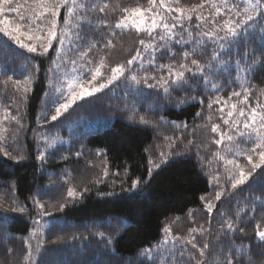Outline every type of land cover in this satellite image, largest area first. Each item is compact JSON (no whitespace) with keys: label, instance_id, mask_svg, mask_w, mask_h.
<instances>
[{"label":"trees","instance_id":"obj_1","mask_svg":"<svg viewBox=\"0 0 264 264\" xmlns=\"http://www.w3.org/2000/svg\"><path fill=\"white\" fill-rule=\"evenodd\" d=\"M76 2L87 10L73 0H13L16 11L0 4V264H225L229 248L236 264H264L256 237L264 231V147L252 151L264 138V16L245 32L238 22L249 0ZM125 7L151 9L146 25L163 17L175 35L137 32L131 17L116 28ZM71 65L89 70L90 90L106 86L45 124L59 103V71ZM118 65L123 75L108 83ZM180 71L186 83L177 86ZM253 164L260 167L234 188Z\"/></svg>","mask_w":264,"mask_h":264},{"label":"snow or ice","instance_id":"obj_2","mask_svg":"<svg viewBox=\"0 0 264 264\" xmlns=\"http://www.w3.org/2000/svg\"><path fill=\"white\" fill-rule=\"evenodd\" d=\"M39 6L43 7L44 4H45V0H37ZM62 2L66 3L67 0H62ZM13 3V0H0V4H7L10 6L9 8V11H16L17 8L16 7H11ZM160 3L161 5L164 4V0H160ZM225 3H226V0H225ZM73 4L78 6V7H82V8H85L87 10V5H84V4H80V5H77V2L76 0H73ZM149 4H155V0H149ZM249 4H250V7L249 9H245V12L247 13V18L246 20H243V21H240L238 22L239 25H242V30L247 32L248 31V26L250 24V22H256L257 21V18L258 17H261V16H264V12L260 11V7L262 4H264V0H255V3H251V0H249ZM93 8H96L97 6L96 5H92ZM213 7H215V5H213ZM108 8V5L105 4L103 7H99V11L100 12H104L106 9ZM217 12H219V8L216 9ZM0 11H2V9H0ZM71 11V10H70ZM122 12L126 13V15L124 17H122L121 21L117 22L116 24V28H127L129 27V25L126 23V21L129 20V18H133L131 23H132V26H134L135 30L137 32H140V31H144L146 32L149 36H152V33L153 31L157 28V27H162L164 30H165V33L166 34H169L168 35V38L171 39V36L172 35H175L174 33L171 32V29L172 28H175L176 27V24H172L171 26L168 24V23H165L163 22L164 21V18L161 17V23L158 25L156 20L155 19H152L150 23H148L146 25V22H145V19L143 18V13L144 11H151V9H141L139 7H136V8H132L131 10L128 9V8H122L121 9ZM254 13V14H253ZM55 15V13H53ZM135 17H140V19H135ZM21 20L24 19L23 16L20 17ZM0 23H3V21H0ZM65 23H68V21H65ZM259 23L261 25H264V20H260ZM181 27H183V25H181ZM260 31L264 32V27H261L260 28ZM228 33L230 34L231 37L235 38V37H238L240 35L239 32L236 31L235 28H232V27H229L228 28ZM5 34H8L10 35V33H5ZM49 35L51 37L54 38L55 36V33L54 32H50ZM204 35H208V33H204ZM160 40H165V35H161L159 37ZM182 39V38H181ZM220 39H224V37L220 38ZM262 39H264V37H262ZM180 41L177 40V43H179ZM50 43V41H49ZM139 43L142 45V46H145V47H148L149 45H145V41L143 39H141L139 41ZM24 47H28V50L29 51H35V48L33 47H29L27 45H22ZM112 46V41L109 40L108 41V44L106 45V47H110ZM221 48H223V45H221ZM45 51H47V49H45ZM153 51H155V49H153ZM189 53L188 52H184L183 53V57L184 59H188L189 57ZM218 53L217 54H214L213 55V59H216ZM138 57H140V52L137 51L136 55L133 56L131 59H129L127 61V63L130 65L132 64ZM255 57L253 56L252 57V60L255 62ZM151 62V61H150ZM191 63L193 65H196L197 68H198V71L203 75V72H204V69L201 68L199 66V63L196 59H192L191 60ZM161 67H163V65H161ZM181 68H185V65L184 64H181L180 65ZM187 71H191V69H186ZM246 70H252L251 68H248ZM96 74L99 75V68H97L96 70ZM125 71V68H124V65H118L117 67H114L111 69V72H112V77L111 79L108 81V83H111L113 80L117 79L118 75H123ZM173 75V73L171 72V66H169V76L171 77ZM184 72L183 71H180V72H177L175 73V79L172 81L173 84H176L177 86H181L183 84L186 83V80L184 79ZM92 79H96V76L94 75L92 77ZM131 80L132 81H135L136 83H139L140 81L137 80V77L135 75H132L131 76ZM19 83V82H17ZM205 83H209V81L205 78ZM106 85L104 84H101L99 88H93L92 89V92H98L100 91V89L104 88ZM149 87H151V85H149ZM213 87H215V85H213ZM164 91L165 93H167L169 91L168 88H164ZM92 92H87L85 93L83 90L79 93H76L75 91H73L72 93V96H71V99L68 100L67 102L65 103H62L59 105V107L56 108V114L53 115L51 118L53 121L57 120V118L62 114V112H67L69 107H71L72 104L75 103V101L77 99H83L84 96L87 94V95H92ZM233 95H236V96H239L240 94L239 93H233ZM209 107H211V104L209 105ZM236 106L233 105V108H235ZM197 115H199V113H197ZM229 116H232V112H229L228 113ZM239 115L243 116L244 115V112L243 110L240 111ZM255 117H256V112H255V109H253V114L252 116L250 117V119L252 120L253 123H255ZM13 119H15V117H13ZM141 122L143 123H147V121L144 120L143 117L140 118ZM261 121L264 122V116H261ZM225 124L228 123L227 120L224 121ZM249 127V124L248 123H245L244 124V128H248ZM261 127H264V123H262ZM218 130V125H213L212 128H211V131L212 132H217ZM257 131V134H258V130ZM239 135L241 137H243L244 133L243 132H240ZM259 138V137H258ZM224 139V134L222 133L221 134V138L220 140H216L215 142L216 143H221ZM228 141H232L233 140V137L232 136H228L227 137ZM260 142L256 143L255 145V148L252 149V151H255L256 148H262L264 147V138H259ZM51 146V145H50ZM231 151V149H229ZM5 155H8V153H5ZM161 155H163V153H161ZM260 157H261V160L264 161V152H260L259 153ZM14 160L17 159L16 157H12ZM40 159H44V156L43 154L40 156ZM251 156L248 157V160L249 162H251ZM229 164L233 163V161L229 160L227 161ZM156 167H159V165H156ZM260 165L258 164H253L252 165V170L247 174V176L245 175V173L243 172V170L240 171V176L239 178H236L235 179V182L233 183V187L235 188L237 185H242L246 182V180L248 179V177L252 176V172L255 171L256 168H259ZM150 174H151V170H150ZM262 180H264V177H262ZM139 181H135L133 183V186L135 187L136 184H138ZM68 195L70 197L74 196V192L72 190H69L68 192ZM217 199L220 198V195L217 194ZM41 208H43L44 206L43 205H40ZM63 207V205H62ZM19 211H23L22 208L18 209ZM209 211H211V209L209 208ZM259 225H257V229H259ZM227 230L229 232H232L234 231V226L232 223H227ZM241 231H243V229H240ZM166 232L170 231V229H165ZM191 231H196L195 229H192ZM256 237L261 241V242H264V231H260L258 230L256 232ZM194 239V238H193ZM188 243H190L192 245L193 248H197V245L195 243H193V240H188L187 241ZM209 248V245L206 243L203 245V247H201L199 249V255L200 257H204L205 256V250ZM237 251H241V250H237ZM183 252L180 253L181 256H183ZM225 264H236V261H235V256L233 255V250L231 248H229L228 250V254L225 256ZM197 264H204V261L202 260H198L197 261Z\"/></svg>","mask_w":264,"mask_h":264},{"label":"rangeland","instance_id":"obj_3","mask_svg":"<svg viewBox=\"0 0 264 264\" xmlns=\"http://www.w3.org/2000/svg\"><path fill=\"white\" fill-rule=\"evenodd\" d=\"M143 18L145 19V22H147V18L143 16ZM136 19H140V17H137ZM132 21V20H131ZM129 24V23H128ZM61 73L60 77L58 78L59 82L57 84V96L59 99V103L57 104V107H59L60 104L67 102L68 100L71 99L72 93L73 91H75L76 93L81 92L82 90L87 93V92H92V90H90L89 88H87L85 86L84 79L86 74L89 72L88 69L82 67L80 68V65L78 66H73L71 65L70 68H65V66H63L62 69H60L59 71ZM95 92H92V94H94ZM56 96V97H57ZM90 95H85L84 98L88 97ZM83 98V99H84ZM81 99H77L75 101V103L77 101H79ZM58 101V100H57ZM73 105V104H72ZM71 105V106H72ZM56 107V108H57ZM56 108H54V113L52 114H48L47 115V120H45V124H48L49 122H51L52 120V116L56 114ZM70 108V107H69ZM64 112H62L63 114ZM49 118V119H48ZM44 214L47 215V210L43 209ZM41 227H38L36 229V231L34 232L35 235H38L41 232Z\"/></svg>","mask_w":264,"mask_h":264}]
</instances>
